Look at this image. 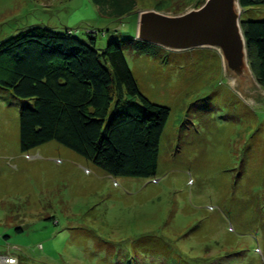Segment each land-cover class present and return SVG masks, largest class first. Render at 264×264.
Instances as JSON below:
<instances>
[{
  "label": "rangeland",
  "instance_id": "374dc122",
  "mask_svg": "<svg viewBox=\"0 0 264 264\" xmlns=\"http://www.w3.org/2000/svg\"><path fill=\"white\" fill-rule=\"evenodd\" d=\"M205 2L136 0L116 19L93 0H0V45L35 26L85 42L100 31V51L134 40L124 53L141 92L171 109L156 179L113 178L55 141L23 154L24 102L0 87V264H264V103L233 90L217 50L137 39L140 13ZM242 20H264V7Z\"/></svg>",
  "mask_w": 264,
  "mask_h": 264
},
{
  "label": "trees",
  "instance_id": "16d2710c",
  "mask_svg": "<svg viewBox=\"0 0 264 264\" xmlns=\"http://www.w3.org/2000/svg\"><path fill=\"white\" fill-rule=\"evenodd\" d=\"M93 1L116 19L133 13L136 5V0ZM239 2L243 10L264 7V0ZM241 22L250 67L264 89V20ZM100 33H87L85 42L69 29L35 26L1 43L0 87L24 102L20 151L28 154L55 141L113 178L156 179L171 109L141 92L124 53L125 43L134 40L112 41L100 51ZM263 186L264 170L254 188Z\"/></svg>",
  "mask_w": 264,
  "mask_h": 264
},
{
  "label": "water",
  "instance_id": "95a60500",
  "mask_svg": "<svg viewBox=\"0 0 264 264\" xmlns=\"http://www.w3.org/2000/svg\"><path fill=\"white\" fill-rule=\"evenodd\" d=\"M239 0H206L196 10L180 16L155 11L139 14L137 39L168 51L184 52L212 48L219 52L233 90L248 103L263 104L264 89L256 80L248 60L241 26Z\"/></svg>",
  "mask_w": 264,
  "mask_h": 264
},
{
  "label": "crops",
  "instance_id": "0c3cea01",
  "mask_svg": "<svg viewBox=\"0 0 264 264\" xmlns=\"http://www.w3.org/2000/svg\"><path fill=\"white\" fill-rule=\"evenodd\" d=\"M209 233V235L208 236H206V237H208L209 239L212 237V235H214V234H216L217 232H208ZM208 238L207 239H205V241H207L208 240ZM230 244H233L234 243V241H228Z\"/></svg>",
  "mask_w": 264,
  "mask_h": 264
},
{
  "label": "built area",
  "instance_id": "2783aa9c",
  "mask_svg": "<svg viewBox=\"0 0 264 264\" xmlns=\"http://www.w3.org/2000/svg\"><path fill=\"white\" fill-rule=\"evenodd\" d=\"M12 261V260H11ZM10 261V263L9 264H12V263H16L17 261L14 259L12 262ZM7 263H8V261H7Z\"/></svg>",
  "mask_w": 264,
  "mask_h": 264
},
{
  "label": "bare ground",
  "instance_id": "6f19581e",
  "mask_svg": "<svg viewBox=\"0 0 264 264\" xmlns=\"http://www.w3.org/2000/svg\"><path fill=\"white\" fill-rule=\"evenodd\" d=\"M231 83H232V86L235 85V81L232 80Z\"/></svg>",
  "mask_w": 264,
  "mask_h": 264
},
{
  "label": "clouds",
  "instance_id": "9594fccd",
  "mask_svg": "<svg viewBox=\"0 0 264 264\" xmlns=\"http://www.w3.org/2000/svg\"><path fill=\"white\" fill-rule=\"evenodd\" d=\"M154 181H156V180H154Z\"/></svg>",
  "mask_w": 264,
  "mask_h": 264
}]
</instances>
